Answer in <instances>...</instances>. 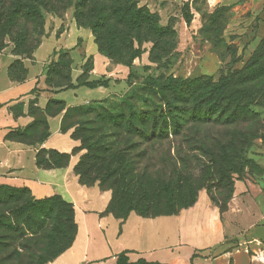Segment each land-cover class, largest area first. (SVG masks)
<instances>
[{
    "label": "rangeland",
    "instance_id": "1",
    "mask_svg": "<svg viewBox=\"0 0 264 264\" xmlns=\"http://www.w3.org/2000/svg\"><path fill=\"white\" fill-rule=\"evenodd\" d=\"M136 1L139 7L145 6L155 14L160 25L171 26L174 34L172 33V37L168 39L169 54L164 58H156L157 62L150 61L152 43L145 36L139 40H131L130 48L125 51L118 46L115 47L113 55H105L110 68L124 67L127 70L123 77L116 71L110 76L104 75L99 78L97 82L102 84L99 85L102 87L101 90L88 95L90 102L83 104L89 111L85 114H89L96 120V122H89L90 125L99 129L102 124V127H105L102 131L104 134L108 133L107 126L113 121L122 123L120 130L128 127L135 133L143 134L150 127L152 114L158 120L156 129L163 131L164 124L161 117L165 116L168 107L163 105L159 97L147 95V86L144 85L147 78L165 75L183 80L205 78L210 79L212 83H217L228 70H241L264 37L263 34L258 39L257 31L261 7L241 13L234 11L232 9L234 6L228 4L232 0ZM67 17L73 18L70 11L61 18ZM56 18L60 17L52 14L46 16L41 40L47 32L49 23ZM15 45L13 39L8 36L0 38V52L4 51L6 55L19 58L23 56V53L16 51ZM34 46L35 44L31 48ZM30 51L32 49L28 51V55ZM51 64L50 70L46 72L44 83L51 89H57L60 88L57 84L69 82L70 58L67 53H60L52 58ZM91 66L92 62L88 58L82 68L86 71ZM14 67L15 71L22 69L20 65ZM251 85H256L258 95L255 96L252 110L248 113L249 123L242 128L241 126L222 127L224 134L229 132L232 135L234 133L238 135L239 133L240 136V129L248 131L245 152L242 155L238 154L240 159L238 165L232 166L234 171L227 172L225 166L220 163V169L217 172L212 166L206 169L207 162L203 166L197 161L193 164L191 172H186V176H192L187 179L183 174L184 165L181 161H176L169 165L173 170L170 182L157 183L156 179L152 182L148 174L144 172V168L145 165H152V163L160 166L165 164L163 144H155V150L159 149V151H154V154H150L151 157H147L143 138H130L129 141L126 139L127 141L119 143L116 147L118 150L114 162L117 170L111 179L116 184L115 193L121 200V205L129 204L143 211L150 209V212L166 213L180 212L198 204H201V207L206 204L221 211L226 208L233 193L235 180L243 178L258 180V175L263 173L259 160L264 145L263 69L258 80ZM205 92L207 88L191 96L196 103L193 108L184 105L183 101H180L176 108L175 106L172 108L173 113L181 117V128L189 131L213 129L205 125L184 123L185 119L195 117V113L198 117L210 116L204 105L198 107L200 97ZM57 105L55 104L54 107ZM121 109H124L125 113L121 114ZM243 113L240 109L233 116L242 120ZM130 115L137 118L134 117V122L131 121V124H128L125 120L129 119ZM85 117H83L84 120L82 118L83 121L88 116ZM122 118L123 122L120 121ZM99 120H103L106 124L100 123ZM72 133L74 137L79 138L76 128H71ZM109 139L111 140V138L106 140ZM75 140L78 142L76 153L79 155V160L83 154L87 153V150L81 145L79 139ZM125 142L126 145H124ZM120 150L122 151L119 152ZM173 152L174 147L171 149V153ZM138 165L139 170H133ZM87 178L93 182L85 186L105 189L111 196L112 192L107 184L100 185L94 171L88 173ZM185 180L191 183L184 186ZM21 188L0 184V264H43L69 243L73 233L71 210L65 204L68 202L61 196L60 199L63 202L46 200L47 197L34 201ZM191 194L194 201L190 202V205L184 204V199Z\"/></svg>",
    "mask_w": 264,
    "mask_h": 264
},
{
    "label": "crops",
    "instance_id": "2",
    "mask_svg": "<svg viewBox=\"0 0 264 264\" xmlns=\"http://www.w3.org/2000/svg\"><path fill=\"white\" fill-rule=\"evenodd\" d=\"M228 4L241 13L261 7L258 39L263 36L264 0ZM61 51L71 60L72 87L51 89L44 78L52 58ZM16 58L0 52V184L26 187L35 199L61 196L72 204L76 225L70 246L45 264H115L120 253L129 262L264 264V145L259 157L263 173L258 180H235L225 210L198 204L177 214L154 217L132 211L122 221L106 212L109 191L79 183L73 170L78 142L71 137V128L62 129V120L68 109L89 103L88 95L102 88L78 84L81 76L93 81L117 71L123 77L127 69L110 68L90 30L68 17L49 23L32 55L20 58L21 78L11 77L8 71ZM88 58L92 66L84 75L82 66ZM52 100L61 101L54 112L48 110ZM34 107L45 120L44 136L38 139L31 136L37 121ZM42 150L68 155L66 164L39 166L36 159Z\"/></svg>",
    "mask_w": 264,
    "mask_h": 264
},
{
    "label": "trees",
    "instance_id": "3",
    "mask_svg": "<svg viewBox=\"0 0 264 264\" xmlns=\"http://www.w3.org/2000/svg\"><path fill=\"white\" fill-rule=\"evenodd\" d=\"M68 11L71 12L78 26L91 30L98 51L104 56L106 54L108 56L113 55L115 47L118 46L125 51L127 48H130L131 40H139L142 36H145L152 43L150 61L157 62L156 58H164L169 54L167 50L169 45L168 39L172 37V33L174 34L172 27L160 25L158 17L151 13L147 7H139L136 0H0V38L5 36L12 38L16 44V51L23 53V56L16 58L9 66L8 71L11 77L21 78L24 75V68L20 58L30 57L39 45L46 16L52 14L61 18ZM186 21L188 20L186 19ZM33 44L35 46L31 48ZM30 49L32 51L28 55L27 53H29ZM60 53L67 52L61 51ZM50 64L48 70L51 68L52 64ZM16 65L22 67L21 71H18V69L15 71L14 66ZM262 69L264 70V37L241 70H228L227 74L220 78L217 83H212L210 79L205 78L183 80L165 75L147 78L148 80L144 82V85L147 86V95L159 97L163 101V105L168 107L165 116L161 117L164 124L163 131L156 129L158 120L152 114L151 121L150 123L148 122L150 127L143 134L139 132L135 133V131H132L128 127L120 130L119 128H121L122 123H116L113 120L107 126L108 133L104 134L102 131L105 127H102V124L99 129L90 125L89 122H96V120L89 114H85L89 113V111L83 105L68 109L63 116L62 129L76 128L79 138L73 136L75 130L71 134V137L74 140L79 139L81 145L87 150V153L81 156L73 169L79 183L91 185L93 181L87 178V174L94 171L100 185L107 184V187L112 192L106 212L113 214L122 221L132 211L144 217L177 214L178 212L155 213L150 212V209L143 211L129 204L121 205V200L117 193H115L116 184L111 181L115 170H117L114 162L117 157L116 151L118 150L116 147H118L119 143L129 141L130 138L141 137L146 144L145 153L147 157H151L154 151H159V149L155 150L154 145L163 144L162 150L165 153V164L160 166L152 163V165H145L144 168V172L148 174L152 182H154V179L157 180V183L162 184L170 182L173 170L172 166L169 165H172L173 162L176 163V161H181L184 165L185 171L183 174L187 179L192 176H186V172L190 173L193 164H196L197 161L201 162L203 166L207 162L209 166L206 165V169L212 166L213 170L215 168L217 172H219L220 163L225 166L224 168L227 172L234 171L235 169H232V166L234 164L238 165L239 155L245 152L244 146L246 145L248 131L240 129L239 136V133L236 135L234 132V135L229 132L224 134L223 128L225 126H241L242 128L249 123L248 113L251 112L256 99L255 96L258 95V88L256 85H251V83L258 80ZM87 71L84 70V72ZM78 80V84L80 83L91 88L102 85L97 80L87 81L84 79V76H81ZM57 87H72L70 77L67 84H57ZM204 88H207V92L200 97V103L197 105L198 107L204 105L206 107L205 110L210 113V116L198 117L195 113V117L185 119L184 123H193L198 126L205 125L216 130L198 129L189 131L181 128V117L173 113L172 108L174 106L176 108L180 101H183L184 105H189L193 108L196 106V103L195 99H192L191 96ZM50 103V106L48 104V110L54 112L59 109L61 101L52 100ZM55 104H58L57 107H54ZM240 109L244 112L242 120L233 116ZM32 112L36 116L37 121L31 136L38 139L44 136V115L36 107L33 108ZM120 113H125V110L121 109ZM85 116L88 117L83 121L86 118ZM134 117L136 116L130 115V118L125 121L131 124V121L134 122ZM71 120H74V122H70ZM99 121L100 123H104L103 120ZM120 121L123 122V118ZM107 138H111V140H106ZM124 145H126V142ZM173 147L174 152L171 153ZM74 152H76V148H74ZM67 159L68 155L66 154L42 150L36 161L39 166L53 167L66 164ZM139 168L138 165L133 170L137 171ZM190 183L191 181L185 180L184 186ZM21 190L26 191L34 201L38 200L31 196L28 188L22 187ZM49 199L62 201L58 195L46 198V200ZM184 200V204L189 205L190 202L194 201L192 194L188 195ZM65 204L71 210L73 223L71 239L64 248L44 261L43 264L51 261L68 248L74 238L76 225L73 220V206L69 202H65ZM115 264L161 263L146 262L144 260L129 262L125 253H120Z\"/></svg>",
    "mask_w": 264,
    "mask_h": 264
}]
</instances>
